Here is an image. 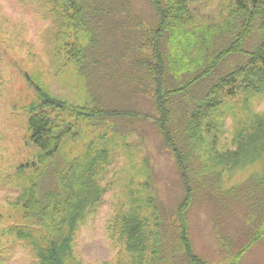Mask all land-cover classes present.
I'll return each mask as SVG.
<instances>
[{"label":"rangeland","instance_id":"rangeland-1","mask_svg":"<svg viewBox=\"0 0 264 264\" xmlns=\"http://www.w3.org/2000/svg\"><path fill=\"white\" fill-rule=\"evenodd\" d=\"M89 6L91 14L84 12L82 63L76 67L69 61L66 42L56 41L57 24L51 14L55 6L49 0H0V264H33L30 249L10 233L24 220L15 206L22 183L20 167H32L27 168L28 175L35 169L45 173L38 179L42 198L57 188L55 168L63 171L73 165L68 161L84 160L88 150L92 160L105 149L111 156L103 173L105 193L78 228L76 261L132 264L130 254L109 238L108 223L120 204L139 203L149 206L153 225L159 221L153 231L160 232L157 263L190 264L170 228L186 196L184 180L157 124L155 83L142 64L152 57L148 39L157 26V13L149 0H91ZM70 34L74 36V31ZM32 82L74 109L124 114L84 120L74 111L63 113L74 133L47 170L41 167L40 150L29 141L30 108L39 103ZM203 87L204 83L171 102V129L190 157L194 200L187 220L193 251L207 264H264V235L255 236L264 219L263 145L261 137L259 142L246 139L243 149L237 144L240 131L254 134L252 111L264 113V100L251 107L242 97L233 99L224 128L213 129L212 137L204 132L193 142V153L185 129L193 99L202 95ZM226 152L227 162L219 158Z\"/></svg>","mask_w":264,"mask_h":264},{"label":"trees","instance_id":"trees-1","mask_svg":"<svg viewBox=\"0 0 264 264\" xmlns=\"http://www.w3.org/2000/svg\"><path fill=\"white\" fill-rule=\"evenodd\" d=\"M90 1L49 0L55 6L51 14L54 24H57L56 41L66 42L69 61L76 67L82 63L84 47L81 38L86 26L84 12L91 14ZM149 2L157 13V26L152 29L148 39L152 57L142 61V64L154 80L157 124L177 159L186 191L183 202L176 208V222L170 228L177 234L179 245L190 264H207L194 253L189 236L187 213L194 200V190L189 180L190 157L179 147L171 129V102L175 96H186L193 88L204 83L202 95L193 99L194 110L188 113L189 122L185 129V135H188L186 141L192 144L191 152L195 153L193 142L204 132L211 136L213 129L219 132L224 128L229 113L228 104L233 99L242 97L245 104L251 107L264 100V0ZM71 30L74 36L70 34ZM68 39L74 41L69 43ZM169 48L171 54L168 56ZM170 76L172 80L169 81ZM180 79L186 81L175 86L169 84ZM32 85L39 94V103L30 108L29 141L40 150L41 167L47 170L48 163L62 155L67 146L65 139L74 133L72 124L63 117V113L74 111L84 120H93L105 114H124L119 111H87L80 107L74 109L46 88L35 82ZM252 112L254 136L240 131L237 144L243 149L246 139L259 142L261 137L264 158V113ZM254 143L253 147L256 146ZM90 151L84 160H73L77 163L68 161L73 165L63 171H56L55 168L53 177L57 188L42 198L38 179L45 173L35 169L28 175L26 170L32 167H20L18 177L22 183L15 206L23 212L24 220L20 225H14L10 233L14 241L18 240L30 249L33 264H81L74 255L76 233L81 223L101 204L105 193L102 188L103 173L111 158L105 149L89 160ZM258 153L262 152L259 150ZM219 158L227 162L230 157L226 152L225 157ZM133 201L136 200L131 199ZM147 208L139 203L120 204L108 223L109 238L130 254L132 264H158L161 253L160 232H153L154 227L160 226L159 221L158 225L157 222L152 224ZM35 229L40 231L35 233ZM263 235L264 219L255 236Z\"/></svg>","mask_w":264,"mask_h":264}]
</instances>
